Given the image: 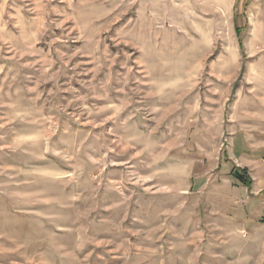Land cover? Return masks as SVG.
I'll return each instance as SVG.
<instances>
[{"label":"rangeland","instance_id":"374dc122","mask_svg":"<svg viewBox=\"0 0 264 264\" xmlns=\"http://www.w3.org/2000/svg\"><path fill=\"white\" fill-rule=\"evenodd\" d=\"M244 166L264 0H0V264H241Z\"/></svg>","mask_w":264,"mask_h":264},{"label":"crops","instance_id":"0c3cea01","mask_svg":"<svg viewBox=\"0 0 264 264\" xmlns=\"http://www.w3.org/2000/svg\"><path fill=\"white\" fill-rule=\"evenodd\" d=\"M248 161L255 169L257 165L260 166L258 160ZM251 180L250 187L243 184L244 188L240 190L245 195L239 202L240 210L230 213L224 209L219 212L224 218L223 221L218 220V238L223 237V244L239 246L235 250L234 263L264 264V170L254 173ZM242 207L247 211H243ZM242 244H247L248 247L240 254Z\"/></svg>","mask_w":264,"mask_h":264},{"label":"trees","instance_id":"16d2710c","mask_svg":"<svg viewBox=\"0 0 264 264\" xmlns=\"http://www.w3.org/2000/svg\"><path fill=\"white\" fill-rule=\"evenodd\" d=\"M232 173L240 180L242 181L246 186L250 187L252 180L248 176V169L247 168H240L237 169V167H234L232 170Z\"/></svg>","mask_w":264,"mask_h":264}]
</instances>
